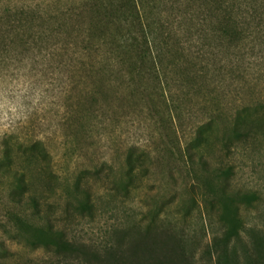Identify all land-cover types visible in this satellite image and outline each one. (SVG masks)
Listing matches in <instances>:
<instances>
[{"label":"rangeland","instance_id":"374dc122","mask_svg":"<svg viewBox=\"0 0 264 264\" xmlns=\"http://www.w3.org/2000/svg\"><path fill=\"white\" fill-rule=\"evenodd\" d=\"M118 1L114 0L116 4ZM68 2L66 9L81 11L77 8L80 0H65L63 5ZM145 7L144 32L157 65L158 93L178 145L168 141L162 126L158 129L155 110L161 106L152 91L153 84L144 74L140 90L149 85L156 105L147 96H140L143 103L134 114L130 109H120L116 101L109 122L93 129L103 137L95 154L92 148L88 155H66L62 141L67 130L59 124L58 108L63 104V88L69 89L75 81L59 70L42 77L27 73L14 91L7 88L0 92V133L26 112L32 116L30 124L20 131L24 136L40 134L49 142L56 155L54 168L59 178L55 193H48L51 198L44 211L75 244L103 242L113 224L124 221L127 225L140 220L148 210L181 198L189 200L186 205L192 208L187 218L190 229L205 243L209 236L201 216L206 209L202 193L219 186L255 192L259 201L246 216L250 222L264 225V135L260 132L257 139L239 143L234 135L236 130L264 124V0H145ZM76 22L82 24L84 19L77 17ZM114 93L125 96L130 89ZM139 144L151 153L149 172L130 197L108 189L96 179L99 176L88 174L99 160H107L113 168L111 174L118 182L124 181L121 169L125 150ZM186 152L194 156L193 164L188 162ZM199 155H203L205 166L196 161ZM216 169L230 170L227 182L214 178ZM78 175L84 181L90 178V210L81 207L82 196L72 188ZM207 178L213 179L207 182ZM12 212L19 213L9 203L7 184L0 181V240L10 246V264L49 258L51 253L36 250L3 231L1 225L14 230L16 224L9 219ZM26 232L36 240L48 239L35 224ZM68 264H76V259Z\"/></svg>","mask_w":264,"mask_h":264},{"label":"trees","instance_id":"16d2710c","mask_svg":"<svg viewBox=\"0 0 264 264\" xmlns=\"http://www.w3.org/2000/svg\"><path fill=\"white\" fill-rule=\"evenodd\" d=\"M64 1L0 0V92L7 88L14 91L27 73L42 77L59 70L69 75L75 82L72 88H63V104L58 108L59 124L67 130L62 145L67 156L88 155L92 148L94 154L99 150L103 139L93 129L109 122L116 101L120 109H130L134 114L143 103L140 96H147L156 105L149 85L140 90L144 74L153 84L152 91L161 106L155 110L159 115L158 129L162 126L168 141L177 143L158 93L157 65L144 32L143 20L148 12L145 0H119L117 4L114 0H80L77 8L81 11L76 12L66 9L70 2L63 5ZM77 17L84 22L77 24ZM119 89H130V93H114ZM73 91L75 95L70 94ZM31 119L26 112L0 133V181L7 184L9 203L19 212L9 214L10 221L16 224L14 230L6 225L1 227L13 239L21 238L28 246L51 253L49 258L31 264H68L72 259H76V264H264V225L250 222L246 216L259 196L224 186L202 193L206 209L201 216L209 236L205 243L190 229L187 218L192 208L184 198L168 200L127 225L124 221L113 224L103 242L73 243L44 211L51 198L48 193H55L58 188L56 155L40 134H22L21 128L30 124ZM260 132L264 135V124L236 130L235 140L253 141ZM222 145L229 149L227 142ZM186 154L193 164L194 156ZM150 160L151 153L142 145H132L125 150L121 169L124 181L118 182L111 174L113 168L107 160H99L88 174L99 176L96 179H101L108 189L130 197L147 178ZM196 161L205 166L203 155ZM230 173L229 169H216L213 175L225 183ZM89 179L84 181L78 175L72 183L76 194L82 196L81 207L88 210L92 186ZM210 179L213 178L205 181ZM31 224L39 226L48 239L31 238L26 232ZM9 249L1 239L0 264H10Z\"/></svg>","mask_w":264,"mask_h":264}]
</instances>
